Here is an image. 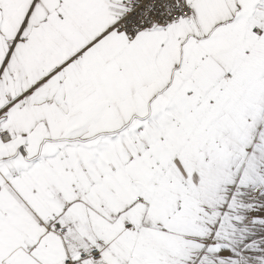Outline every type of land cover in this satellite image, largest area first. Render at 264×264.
<instances>
[{
  "label": "snow or ice",
  "instance_id": "snow-or-ice-1",
  "mask_svg": "<svg viewBox=\"0 0 264 264\" xmlns=\"http://www.w3.org/2000/svg\"><path fill=\"white\" fill-rule=\"evenodd\" d=\"M0 264H264V0H0Z\"/></svg>",
  "mask_w": 264,
  "mask_h": 264
}]
</instances>
